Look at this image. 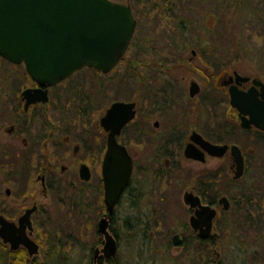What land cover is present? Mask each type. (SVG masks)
<instances>
[{"label": "rangeland", "instance_id": "1", "mask_svg": "<svg viewBox=\"0 0 264 264\" xmlns=\"http://www.w3.org/2000/svg\"><path fill=\"white\" fill-rule=\"evenodd\" d=\"M112 1L128 3L137 19L129 50L124 60L107 74L84 68L62 82V144L66 136L71 142L62 149V165L66 170L62 172L60 201L51 206L46 227L35 230V240L40 244L37 257L27 259L22 248L12 257L8 247V251L0 247V264H94L93 249L101 247L103 238L97 231V223L105 206L100 165L96 163L102 154V142L92 127L113 101L135 98L144 84L146 98L140 103L136 122L152 126L154 120H161L162 132L181 124L183 129L188 126L190 134V120L195 116L196 129L210 140L233 143L242 149L246 171L232 185L233 190H227L232 176L225 179L219 175L222 167L215 159L209 158L203 165L183 161L180 171L164 178L169 184L155 192L159 196L152 194L147 200L143 213L129 211L125 199L121 200L111 224L118 241L112 263L206 264L219 253L220 264H264V133L244 130L239 120L232 121L222 112L214 114L212 102L197 110L194 106L198 100L189 103L187 99L188 83L179 79L172 82L165 77L159 82L156 72L161 63L174 64L180 54L197 49L220 54L228 72L236 70L264 81V0ZM184 63L187 64L186 60ZM203 63L210 66L212 60L205 57ZM28 84L23 66L9 65L0 58V133L6 134L19 93ZM108 84L111 87L107 88ZM168 86L174 91L172 94L166 92ZM160 89L163 93L154 96ZM203 92L210 94V86L205 85ZM143 95L142 92V98ZM228 105L226 101L222 108ZM202 111L204 120L199 119ZM123 139L129 140V133L121 136V142ZM77 142L81 149L72 157ZM8 145L17 148L9 142ZM157 146L154 141L141 148L134 145L137 165H149ZM3 147L7 149V142ZM80 162L91 168L92 177L86 183L78 178ZM25 164L17 161L15 154L4 156L0 164V211L9 219H16L28 205L26 200L22 201L28 196L34 176ZM204 170L210 172L206 177L211 182V198L226 193L237 206L226 215L227 228L220 225L221 218L217 215L214 224L219 239L212 246L195 240L182 202L184 191ZM6 188H10L11 196L6 195ZM176 232L184 235L182 247L171 242Z\"/></svg>", "mask_w": 264, "mask_h": 264}, {"label": "flooded vegetation", "instance_id": "2", "mask_svg": "<svg viewBox=\"0 0 264 264\" xmlns=\"http://www.w3.org/2000/svg\"><path fill=\"white\" fill-rule=\"evenodd\" d=\"M180 52H182V50ZM220 56L221 55L218 53H210L206 50L198 51L197 49H191L190 54H180V58L177 60L178 62L174 64L163 65L161 63L158 68H160V70L162 69L163 71L156 70V72H158L157 75L160 78L159 82H162L163 78L165 77L172 80V82L179 79L184 84L188 83L187 99L189 100V103L190 101L194 102L195 100H198L196 102V105L194 106L197 110L200 108L202 109L205 105L212 102L214 105V114H220L222 112L225 114V116L229 115L232 118V121L236 122L237 120H239L240 125V112L236 107H232L230 105L229 89L231 86H235L238 90L243 92H247L250 89L261 92L259 85L253 87V79H262L251 75L241 74L236 70H233L231 72L226 71L225 65L221 63L222 58ZM205 57H209V60H212V64H210V66L203 63ZM0 58L8 62L9 65H21L25 70L24 64H14L2 57ZM185 60L187 64L184 63ZM25 73L29 79V84L24 87L23 90H21L19 93L18 104L15 107V114L12 115L11 121L8 125L9 127L5 129L6 134L4 135L5 132L3 131L0 133V164L3 163L4 156L15 154L16 160L26 163L25 165L30 168V172L34 177L27 198L22 201L23 203L26 200L28 203L23 212L16 219H9L7 214L3 211H0V216L4 217L8 222H12L16 226H18V220L20 216H22L27 210L32 209L29 217L31 225L29 229L26 228L25 232L26 235L37 244L38 250L33 255H30L23 245H20L16 250H11L10 244L4 242L1 237L0 247L5 250H7L6 247H8L9 251H7L11 253L19 251V249L21 248L25 249L27 252V259H32L35 256L37 257V255L40 253V244L35 240V230L37 227H39L40 229L46 227V221L50 216L51 206L54 203L58 205V201H60V196L62 194V172L66 170V166L62 165V149L63 147H65L64 145H69L71 139L66 136L64 139V145L62 144V82L66 81L67 79L51 86H39L30 78L26 70ZM236 73L248 79L245 81L238 80L236 77ZM191 82H196L199 86V92L194 97H190L189 95V86ZM262 82L264 81L262 80ZM205 85L210 86V94H206L203 92ZM106 87L109 88L111 87V85L108 84ZM26 89H36V92L33 95V99L36 100H34V102H31L27 107L25 106L26 100L22 97V92ZM97 89L98 88H96L95 90L96 92ZM101 90L103 92L102 88ZM137 91L138 92L135 98H127L123 100L126 102H135L134 118L122 128L121 133L117 136V142L126 148L128 154L132 159V171L125 189L119 196L113 208V211L109 216V231L113 235L114 233L111 230V228L113 227L111 224L113 222L115 208L118 206L120 201L125 199L126 207L129 211H136L140 214L143 213V210L147 208V200H150L151 195L155 194L156 191L160 192L163 185L168 186L169 182H164V178H166L167 175L171 174L173 171H180L181 163L183 161H190L203 165L206 163V161H208L209 158L215 159L216 162L220 163L222 167V169L219 170V175L221 174L225 179H227V175L232 176L230 182L225 187V189L227 188V190H233L232 185L235 186V183L239 179L244 177L246 171L245 154L243 153L241 148L240 149L244 158V174L238 179L234 178L236 165L232 158L230 150H227L220 157L211 156L206 153L204 161L189 159L184 155V150L186 146L191 142L190 136L193 132L199 133L205 140L214 144H227L228 146L233 145V143L228 144L212 141L208 137H206L203 131L196 129L195 116H192L190 120V134L188 131V126L186 127V129H183V125L181 124L173 126L171 127V129H167L166 131L162 132L161 129L164 126V123L161 120H154L152 126L140 121L136 122L140 103L142 100L145 101L146 98L147 88L145 84L143 85L141 90L138 89ZM142 92L144 93L143 98ZM166 92L172 94L174 91L172 90L171 86H168ZM162 93L163 91L160 89L158 90V92H154V96L160 95ZM42 97H46V101L38 99H41ZM97 97H99L98 94ZM152 97L153 96H151V98ZM168 101L170 102V100ZM226 101L229 105L222 108L223 104H225ZM163 102L165 103V100H160V103L163 104ZM105 112L100 116V118L105 114ZM204 115L205 113L202 111L199 119L204 120ZM100 118L92 128L99 133L100 142H102L100 147V152H102V154L99 161H96V163L100 165V184L103 189V203L105 206V212L103 213V215H105L107 213V209L104 202L105 190L102 175V162L107 149L109 132L101 126ZM250 130H256L257 132L264 133V131L258 130L254 127H252ZM126 133H129V140L123 139V141L121 142V136H125ZM153 141L158 144V146L154 152V156L151 158L150 162H148L149 165H137L133 153V146L137 145L141 148L142 146H145L149 143L153 144ZM6 142L8 147H6L7 149H4L3 144ZM8 142L11 145H17V148L15 149L14 147H9ZM194 146L201 150V147L198 143L194 142ZM80 149L81 146L77 142L75 145H73L71 156L76 157ZM82 164H85L89 169L90 177L88 180L81 179L80 177L79 169ZM77 171L78 178L83 183L88 182L92 177L91 168L86 162H80ZM209 173L210 172L204 170L196 175L191 186L184 191L182 202L187 208V212L189 214L188 226L195 240L202 245L212 246L215 245V243H217L219 239V233H217L218 230L216 228V225L214 224L217 215H219V217L221 218L220 225L222 224L224 228H227L228 225L226 223V215L231 212L232 207H234L235 209L237 206L235 204H232L231 199H229L226 193H222L219 196L216 194L215 198H211V182L210 180H207L209 179V177H206L209 176ZM186 192L192 194V196L197 198L198 203L196 205L192 206L185 203L184 194ZM5 193L7 196H11L12 194L10 188H6ZM155 195L157 197L159 196L157 194ZM223 196L228 199V209H225L224 204L220 203V198ZM207 206L215 209L216 213L212 220L211 230L209 231L208 235H206L204 238H201L199 235L200 228H194L191 225L190 221L191 218H194V220L199 219V214H201V212L204 210V207ZM202 229L204 230L206 229V227L202 226ZM114 236L117 240V236ZM174 236H177L179 244H174ZM183 237L184 235L180 232L174 233L171 237L172 244L175 247H182L185 241ZM102 246L103 238L101 240V247H95L93 249V263L111 264L112 258L106 259L102 256V252L100 250ZM96 249L99 250L98 253H95ZM95 256L97 258H95ZM209 263L220 264L219 253L216 254V259H209L206 264Z\"/></svg>", "mask_w": 264, "mask_h": 264}, {"label": "water", "instance_id": "3", "mask_svg": "<svg viewBox=\"0 0 264 264\" xmlns=\"http://www.w3.org/2000/svg\"><path fill=\"white\" fill-rule=\"evenodd\" d=\"M136 24L131 7L112 0H0V57L14 64H24L30 78L39 86L64 81L85 67L107 74L124 58ZM236 77L241 81L248 79L238 73ZM256 85L260 86L261 92L253 89L243 92L231 86L230 105L239 110L242 129L254 127L264 131V83L253 79V87ZM35 92L36 89L22 92L26 107L36 100L33 99ZM198 92V84L191 82L190 97ZM38 99L46 101V97ZM134 115L135 102L114 101L100 118L101 126L109 132L102 162L107 213L97 223V231L103 237L100 250L106 259L113 258L117 252V240L109 231V216L132 171V159L126 148L117 142V136ZM190 140L184 150L187 158L204 161L206 153L220 157L230 150L236 165L234 178L243 175L244 158L237 145L214 144L197 132L191 134ZM79 173L81 179L90 177L85 164L80 166ZM184 201L192 206L198 203L197 198L187 192ZM220 203L228 209L226 197H221ZM31 212L29 209L20 216L18 226L0 216V237L10 244L11 250L23 245L33 255L38 246L25 232L31 225ZM215 213V209L207 206L199 219L191 218V225L200 228L201 238L211 230ZM174 244H179L177 236H174ZM98 252L96 249L95 253Z\"/></svg>", "mask_w": 264, "mask_h": 264}, {"label": "trees", "instance_id": "4", "mask_svg": "<svg viewBox=\"0 0 264 264\" xmlns=\"http://www.w3.org/2000/svg\"><path fill=\"white\" fill-rule=\"evenodd\" d=\"M162 1H164V0H162ZM111 230H112V232L114 233V235L117 236V233L115 232L114 228H111ZM0 249H1V248H0ZM4 250H5V249H4ZM4 250H3V251H4ZM5 251H6V250H5ZM9 253H10V254H9ZM8 254L11 255V256L13 257V253L8 252ZM0 256H2L1 250H0ZM25 260H26V258H25ZM111 264H113V263H111Z\"/></svg>", "mask_w": 264, "mask_h": 264}]
</instances>
